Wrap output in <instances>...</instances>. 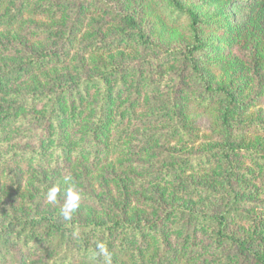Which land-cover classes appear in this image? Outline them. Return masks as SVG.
Masks as SVG:
<instances>
[{
    "label": "rangeland",
    "instance_id": "374dc122",
    "mask_svg": "<svg viewBox=\"0 0 264 264\" xmlns=\"http://www.w3.org/2000/svg\"><path fill=\"white\" fill-rule=\"evenodd\" d=\"M31 1L30 15L13 30H0V72L29 60L44 61L28 78L10 83L4 101L12 102L11 94L25 101L30 92L54 93L82 80L93 84L57 104L66 130L64 158L53 156L47 142L46 117L53 105L25 103L22 121L0 153V227L14 217L42 215H59L62 225L155 223L165 240L155 255L159 264H183L181 254L172 251L178 247L181 253L193 250L188 264H257L253 254L264 255V131L235 135L240 150L224 168L226 126L215 114L227 106L226 92L235 109L230 123L264 127V0H181L206 23L204 48L194 55L198 74L178 54L193 45L189 19L173 21L169 0ZM141 37L147 45H140ZM110 67L118 73L107 79L106 129L120 148L95 167L90 163L95 146L87 138L82 145L77 136L91 128L99 113L103 88L95 80ZM204 87L223 91L217 94L219 106L208 112L188 104ZM172 106L179 118L176 129ZM68 113L78 120L74 127ZM38 151L45 159L39 165L34 163ZM14 153L22 163L7 160ZM206 153L214 155L215 168L192 167L190 158ZM70 183L82 199L66 221L61 208ZM53 184L61 188L56 203L46 198ZM186 212L227 213L224 232L231 240L216 242L217 229L211 225L183 244L180 226L191 218ZM12 250L22 264H43L54 256ZM2 261L10 264L8 256Z\"/></svg>",
    "mask_w": 264,
    "mask_h": 264
},
{
    "label": "trees",
    "instance_id": "16d2710c",
    "mask_svg": "<svg viewBox=\"0 0 264 264\" xmlns=\"http://www.w3.org/2000/svg\"><path fill=\"white\" fill-rule=\"evenodd\" d=\"M168 6L171 8V15H174L173 21H178L182 19V17L189 19L188 29L192 34L191 41L193 45L187 47L178 54L188 60L192 70L198 74L199 70L195 65L194 55L201 53L204 48V40L201 37V32L206 26V23L201 22L194 12L186 9L182 5L181 0H169ZM31 9V0H0V30H13L24 16L32 13ZM68 37L71 38V36ZM139 42L140 45L148 44L143 37L140 38ZM175 53L177 54V51L173 54ZM43 61L44 59L37 64V62L29 60L0 72V153H2L5 147L4 140L6 137L14 135L19 127L22 121L20 113L22 109H26L25 103H28V105L33 108L39 103L50 101L53 106L49 108L46 117L49 151L53 156L64 158V143H66L64 131L66 130L62 126L63 114L56 109L57 104L61 102V99L69 97L68 95L71 93H73V95L75 94L77 97L82 95V93H84L83 89L91 83L93 84V82L82 80L75 85H73L74 83L67 84L58 87L57 91L54 93H45L42 90L41 92H30V96L25 101H20L18 94H11L9 98L12 102L4 101V89L12 82L28 78L34 73L36 67H40L43 64ZM114 73H118L117 70L110 67L109 69L103 70L101 76L95 80L98 81V84L103 88L99 113L91 122V128L87 132L77 136V139L81 140L82 145L84 142L86 143L85 138H87L91 141L90 144L95 146V150L90 158V163L94 164L95 167L104 163L106 159L112 155H116L120 148L116 141H112V136H110V133L107 131L109 126L106 118V105H108L106 84L107 79L111 75H115ZM72 86H75L77 89ZM218 91L209 87H204L202 94L192 98L188 104L200 112H208L210 109L219 106L220 100L217 98V94H222L223 91ZM223 95L226 99H229V102L221 112H216L215 117L224 124V127L226 126V129H224L225 139L221 148V164L222 167L225 168V166L229 164V156L234 155L240 150L238 146L239 141L235 135L242 132L261 133L264 131V127L255 126L254 124L243 125L238 122L235 124L230 123L229 118L232 117V113L235 109L231 107L233 102L228 93L224 92ZM171 110L176 119V123H174V125H177L174 126V129H176L179 127L177 110L174 106L171 107ZM68 115L70 126L74 127L78 120L73 116V113H68ZM113 130L117 131V126L114 125ZM182 132L184 133V137L189 139L190 135L187 132ZM104 136L106 139H104ZM98 138H103L104 140H102V142L105 144H102V142L100 144L97 141ZM82 145L78 148V152L83 149ZM42 153V151L36 153L34 160L35 164L39 165L45 160ZM29 159H31V156L26 160ZM7 160L13 161L14 163H22L21 158H19V155L16 153L8 157ZM190 160L192 167L196 169L212 170L216 165L215 157L210 153L191 157ZM186 213H188L191 218H189L190 222L187 219V221L180 226V233L183 235V244L186 240L185 238L189 237V235L195 236V234L199 233L202 229L211 230V225H214L217 229L214 236L216 242L218 240H231L229 234L224 232L227 227V213L219 216H208L203 213L200 215L190 212ZM58 217L59 215H42L25 219L14 217L6 222L5 225L1 226L0 264H4L2 260L6 256H8L10 264H22L16 259V253L12 250V247H20L23 253L35 251V253L54 255L52 259L43 264H103L102 260L94 259L93 249L94 241L96 240H102L106 243L112 256V264L160 263L155 255L161 247L159 245L162 244L163 246L165 240L162 235L163 228L155 223L141 224L140 222H136L131 224L125 221H91L87 224L70 222L62 225L59 223ZM180 246H182L181 243ZM181 250L182 249L178 247L176 250L172 251L177 255L181 254V256L178 257L180 262L188 264L190 261V253H193V250H188L183 253H181ZM253 257L257 264H264V255L257 256L253 254Z\"/></svg>",
    "mask_w": 264,
    "mask_h": 264
},
{
    "label": "clouds",
    "instance_id": "9594fccd",
    "mask_svg": "<svg viewBox=\"0 0 264 264\" xmlns=\"http://www.w3.org/2000/svg\"><path fill=\"white\" fill-rule=\"evenodd\" d=\"M68 181H71V177H68ZM61 188L58 184H53L47 189L46 198L51 203H56L60 196ZM82 199L81 192L74 184H69L63 191V206L61 208V215L69 221L72 215L79 210L80 202ZM94 259L102 260L103 264H112V256L107 248V245L102 240L94 241Z\"/></svg>",
    "mask_w": 264,
    "mask_h": 264
}]
</instances>
